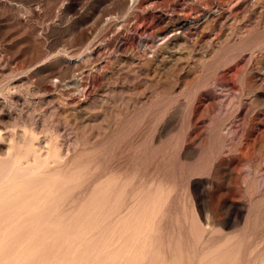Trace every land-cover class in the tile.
Wrapping results in <instances>:
<instances>
[{
    "label": "rangeland",
    "instance_id": "rangeland-1",
    "mask_svg": "<svg viewBox=\"0 0 264 264\" xmlns=\"http://www.w3.org/2000/svg\"><path fill=\"white\" fill-rule=\"evenodd\" d=\"M130 1L0 0V264H264V0Z\"/></svg>",
    "mask_w": 264,
    "mask_h": 264
},
{
    "label": "bare ground",
    "instance_id": "bare-ground-1",
    "mask_svg": "<svg viewBox=\"0 0 264 264\" xmlns=\"http://www.w3.org/2000/svg\"><path fill=\"white\" fill-rule=\"evenodd\" d=\"M135 1H137V0H131L130 2L134 3ZM185 13H187V12H185ZM219 17H217V19ZM208 18H210V15H207V16L205 15L203 17H195L194 19H191V18H189L187 16H176V17H172L171 16V17L167 18V20H168L167 22H165V20L161 21L162 24H164V26H163L162 30L157 33V35H162L161 37H164V36H167L169 34H173L174 35V34H176L179 31L192 32V31H195L196 29H198L200 27V25L203 22H205ZM149 39H151V37Z\"/></svg>",
    "mask_w": 264,
    "mask_h": 264
}]
</instances>
